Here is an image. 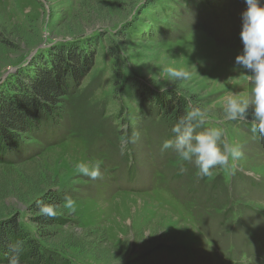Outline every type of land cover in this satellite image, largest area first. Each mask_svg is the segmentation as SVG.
<instances>
[{"label":"rangeland","instance_id":"374dc122","mask_svg":"<svg viewBox=\"0 0 264 264\" xmlns=\"http://www.w3.org/2000/svg\"><path fill=\"white\" fill-rule=\"evenodd\" d=\"M245 6L0 0V100L17 104L20 85L54 69L62 49L92 64L78 86L68 80L54 115L39 113L42 124L0 160V223L20 224L54 264H264V140L250 131L251 109L247 122L221 123L224 97L250 90L234 65ZM165 67L190 76L169 83ZM147 91L184 100V112L199 108L197 131L224 127L242 157L230 171L198 177L192 162L161 150L178 118ZM81 161L99 162L100 178L78 174ZM52 196L55 215L41 214Z\"/></svg>","mask_w":264,"mask_h":264},{"label":"clouds","instance_id":"9594fccd","mask_svg":"<svg viewBox=\"0 0 264 264\" xmlns=\"http://www.w3.org/2000/svg\"><path fill=\"white\" fill-rule=\"evenodd\" d=\"M245 8L241 12L239 32L242 51L235 56L234 65L247 72L245 75L250 85L246 95L230 94L224 97L221 106L223 122L245 121L251 109V129L255 135L264 140V0H244ZM164 75L169 83L187 80L190 73L182 68L165 67ZM166 90V89H165ZM204 122V112L191 107L171 127L172 139L163 141L161 150L172 149L181 162H192L197 169L198 177L212 175L214 169L231 170L242 157L240 147L223 139L226 130L222 126L197 131ZM128 141L121 138L120 150L124 151ZM76 172L94 181L101 176L99 162H77ZM74 210L70 199L66 205ZM39 211L46 216L55 215L53 205H41ZM24 242L17 240L10 244L13 256L10 264H20L19 254L23 251Z\"/></svg>","mask_w":264,"mask_h":264},{"label":"trees","instance_id":"16d2710c","mask_svg":"<svg viewBox=\"0 0 264 264\" xmlns=\"http://www.w3.org/2000/svg\"><path fill=\"white\" fill-rule=\"evenodd\" d=\"M58 65L54 69L46 68L35 72L31 81L20 85L17 93V104L0 100V160L4 155L13 152L17 148V140L20 136L28 137L32 130L39 127L38 114L42 113L46 118L52 117L57 111L63 97L72 90L68 80L74 85H79L80 81L92 67L91 63L86 66L84 59L74 51H58ZM70 60L71 63H69ZM159 110L164 111L170 117L179 118L186 110L184 100L158 96L156 92L147 91L146 98ZM43 120V118H42ZM45 205H58V198L51 197L46 200ZM44 224L53 225V220L42 221ZM17 240L23 241V251L19 254L20 264H54L46 252L41 250L36 240L32 238L25 229L15 222L0 223V263L10 264L13 256L10 244ZM58 264H69L67 261Z\"/></svg>","mask_w":264,"mask_h":264}]
</instances>
